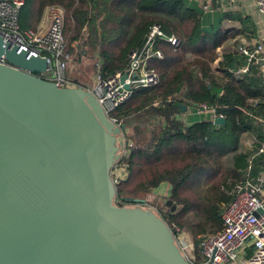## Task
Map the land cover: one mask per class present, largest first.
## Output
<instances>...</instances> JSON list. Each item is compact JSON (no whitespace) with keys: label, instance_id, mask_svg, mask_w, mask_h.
Returning <instances> with one entry per match:
<instances>
[{"label":"trees","instance_id":"obj_1","mask_svg":"<svg viewBox=\"0 0 264 264\" xmlns=\"http://www.w3.org/2000/svg\"><path fill=\"white\" fill-rule=\"evenodd\" d=\"M23 1L22 30H38L49 7L62 8L67 52L83 56L84 47L92 45L99 53L96 69L104 79L126 71L130 54L144 48L155 25L179 40L178 46L157 41L156 49L164 57L151 59L149 67L159 74L160 83L134 90L111 114L125 125L126 138V153L117 165L125 168L126 177L117 181L116 203L144 207L149 202L144 197L157 202V188L168 184L171 192L164 196V206H154L169 227L193 237L198 252L203 235L222 230L223 208L233 200L234 186L244 181L243 142L255 129L244 109L251 108V99L264 106V87L258 79L234 76L235 56L228 54L224 68L214 70L218 49L234 39L223 28L234 16L207 14L197 0ZM240 20L249 24L248 19ZM68 78L72 83L69 71ZM182 105L186 112L199 105L213 107L226 125L211 120L186 124ZM145 118L154 121L149 124ZM130 198L143 202H126ZM167 201L176 209L166 207Z\"/></svg>","mask_w":264,"mask_h":264},{"label":"water","instance_id":"obj_2","mask_svg":"<svg viewBox=\"0 0 264 264\" xmlns=\"http://www.w3.org/2000/svg\"><path fill=\"white\" fill-rule=\"evenodd\" d=\"M0 61V264H190L161 216L116 203L125 125L1 35Z\"/></svg>","mask_w":264,"mask_h":264},{"label":"built area","instance_id":"obj_3","mask_svg":"<svg viewBox=\"0 0 264 264\" xmlns=\"http://www.w3.org/2000/svg\"><path fill=\"white\" fill-rule=\"evenodd\" d=\"M23 5V0H0V35L6 43L18 46L19 52L27 51L29 58L45 59L47 62L45 78L60 87H68L71 84L68 70L72 55L67 52L64 10L59 7L47 9L50 23L46 30H22L19 15ZM202 6L205 12L214 10L209 3ZM251 6L256 8L264 20V0H254ZM158 40L166 41L173 46L180 43L176 37L166 36L160 26L155 25L147 37L144 48L134 50L130 54V64L124 73H118L109 79H104L99 74L94 86L88 88L102 106L106 116L117 126L121 123L112 118V112L127 101L134 90L154 87L160 83L159 74L149 67L151 59L164 57L162 51L156 49ZM263 41L264 39L254 45L240 46L239 52L244 56L245 62L236 71L238 75L248 74L255 64H264ZM125 74L127 77L122 82ZM126 85L130 88L126 89ZM194 113L198 116L215 114L216 109L199 105ZM260 192L261 187L250 179L236 184L233 188L234 198L223 208L221 214L222 230L203 235L198 252L194 239L192 242L190 238L187 240L179 237L182 232L170 227L180 250L190 264H264V201L259 197ZM147 209L161 216L156 206H148Z\"/></svg>","mask_w":264,"mask_h":264},{"label":"crops","instance_id":"obj_4","mask_svg":"<svg viewBox=\"0 0 264 264\" xmlns=\"http://www.w3.org/2000/svg\"><path fill=\"white\" fill-rule=\"evenodd\" d=\"M253 2L254 0H200V5L209 3L214 7V10L206 12L207 14L221 12L223 14L234 16V19H229V16L227 21L223 23L224 30L233 34L234 39L230 40L226 46L218 49L219 57L213 65L215 71L219 72L224 68L223 66L226 64L225 58L228 54L229 56L233 55L235 56V59H238L235 65L236 68L238 67L239 69L245 62L244 56L239 52L240 46L247 44L254 45L258 41L264 39V20L256 8H253V5V7L251 6ZM240 19H248L249 24L245 26ZM49 23L50 20L46 10L38 30H46ZM262 55L264 56V51ZM237 70H234L233 72L236 79H258L259 84L264 87V64L253 65L249 73L245 75H238L236 73ZM69 77L71 79L70 68ZM71 82L72 85H78L75 80H72ZM83 86L87 89L90 88L88 85ZM248 105L251 106V108L244 109V114L247 118L253 121L255 129L247 134L243 142V153L247 156V167L243 171V176L244 180L250 179L253 183L258 184L261 187L259 197L264 201V106H259L258 99H251ZM192 114L196 115L194 110L185 112L182 116L186 124L202 120H211L215 123V120L218 118L213 113H208L202 115L205 116L204 119L196 120V118H193L191 122L190 118L192 117ZM156 191L157 194L169 195L171 188L168 184L163 183Z\"/></svg>","mask_w":264,"mask_h":264},{"label":"rangeland","instance_id":"obj_5","mask_svg":"<svg viewBox=\"0 0 264 264\" xmlns=\"http://www.w3.org/2000/svg\"><path fill=\"white\" fill-rule=\"evenodd\" d=\"M65 12V11H64ZM85 54H83V56H79L77 53L74 54V57L72 56V60L69 64V68H70V74H71V79L77 81L78 85L81 83L83 85H88L90 88L93 87V85L96 83V79L97 76L99 75V72L96 69L97 64H100L99 61V53L97 52V50H93L92 49V45H88L86 47H84ZM83 50V49H82ZM74 58V60H73ZM73 62V63H72ZM69 71V70H68ZM69 86H73L72 84H70ZM187 114V113H186ZM192 114V117L190 118V121L192 122L193 118H196V120H202L205 118V116H198V115H194ZM144 121H148L149 124H151L154 120L150 119V118H145ZM143 121V122H144ZM154 126V125H153ZM155 126H159V124L156 122ZM129 132V130H128ZM125 138V136H124ZM126 141V138H125ZM130 143H132L130 141ZM119 152L121 154V158L124 157L125 155V150H122L121 148L119 149ZM114 179L116 180V183L118 181V179H124L126 177V170L124 167H117V169H115L114 171V175H113ZM170 195V194H169ZM168 194L165 195H160L158 197L157 202L154 201L153 197H144V199H146L149 202H146L143 208H148V206H154L157 204H161L162 206H164L163 204H165V197L169 196ZM165 196V197H164ZM166 207H170L172 208V210L176 209V206H172V203L167 201L166 202ZM167 208V209H168ZM180 234V233H179ZM179 237H183L187 240H192L193 237L190 235H187L185 233H181L179 235ZM193 242V240H192ZM187 244H189V242L187 241ZM193 244V243H192ZM197 251V250H196Z\"/></svg>","mask_w":264,"mask_h":264}]
</instances>
